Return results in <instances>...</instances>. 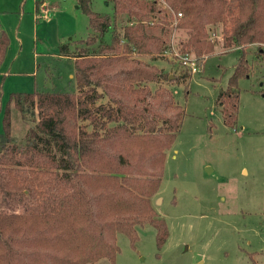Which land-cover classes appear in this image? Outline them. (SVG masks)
Here are the masks:
<instances>
[{
  "label": "trees",
  "instance_id": "16d2710c",
  "mask_svg": "<svg viewBox=\"0 0 264 264\" xmlns=\"http://www.w3.org/2000/svg\"><path fill=\"white\" fill-rule=\"evenodd\" d=\"M106 1L112 15L78 0L92 33L74 50L60 46L61 55L75 59L76 91L10 94L0 133V264H94L102 258L115 264L118 233L134 244L138 227L150 224L159 245L168 237L153 198L185 115L170 85L187 71L172 79L154 62L171 32L166 20L159 33L153 29L149 13L163 10L157 0ZM165 1L181 11L175 0ZM187 1L195 3L196 18L182 46L211 54L215 45L203 30L221 19L203 6L213 0ZM223 4L229 22L224 46L242 51L219 95L225 123L233 126L235 87L248 70L245 48L264 45V0ZM10 45L0 23V66ZM14 112L24 124L22 137L12 132Z\"/></svg>",
  "mask_w": 264,
  "mask_h": 264
},
{
  "label": "rangeland",
  "instance_id": "374dc122",
  "mask_svg": "<svg viewBox=\"0 0 264 264\" xmlns=\"http://www.w3.org/2000/svg\"><path fill=\"white\" fill-rule=\"evenodd\" d=\"M39 1L37 7V0H0V23L11 39L0 66V133L12 92L77 89L75 59L61 55L60 46L74 50L81 45L92 33L88 16L78 0ZM223 2L213 0L203 6L221 19L208 22L203 30L215 45V51L205 55L182 46L196 18L193 1H174L182 16L165 0L157 4L162 11L149 13L155 32L159 33L163 20L168 22L165 29H171L167 48L154 62L172 79L187 71L185 79L170 85L185 115L167 150L161 185L153 198L169 234L159 245L150 224L138 227L134 244L125 233H118L115 264H264V45L245 48L248 70L235 87L238 108L230 126L219 95L229 86L242 51L224 46V27L229 22ZM91 8L101 14L114 12L106 0H91ZM122 18L117 16L118 29ZM186 54L197 59V73L181 62L180 56ZM11 120L12 132L22 137L19 114L14 112ZM94 264L110 261L102 258Z\"/></svg>",
  "mask_w": 264,
  "mask_h": 264
},
{
  "label": "built area",
  "instance_id": "2783aa9c",
  "mask_svg": "<svg viewBox=\"0 0 264 264\" xmlns=\"http://www.w3.org/2000/svg\"><path fill=\"white\" fill-rule=\"evenodd\" d=\"M157 1L159 2V0H157ZM178 15L182 16L183 13L179 11ZM180 58H181V62H183V65L184 66L188 65L190 70L192 71V73H197L198 72L199 66L197 64V59L196 58H193V57H191L190 55H187V54L180 56Z\"/></svg>",
  "mask_w": 264,
  "mask_h": 264
}]
</instances>
